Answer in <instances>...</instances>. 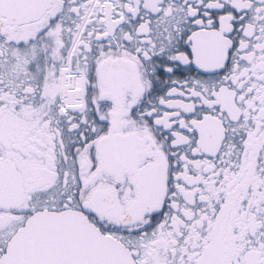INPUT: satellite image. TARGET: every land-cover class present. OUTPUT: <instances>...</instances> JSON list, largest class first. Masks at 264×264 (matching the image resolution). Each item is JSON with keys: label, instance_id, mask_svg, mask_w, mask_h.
Returning a JSON list of instances; mask_svg holds the SVG:
<instances>
[{"label": "snow or ice", "instance_id": "1", "mask_svg": "<svg viewBox=\"0 0 264 264\" xmlns=\"http://www.w3.org/2000/svg\"><path fill=\"white\" fill-rule=\"evenodd\" d=\"M0 264H264V0H0Z\"/></svg>", "mask_w": 264, "mask_h": 264}]
</instances>
